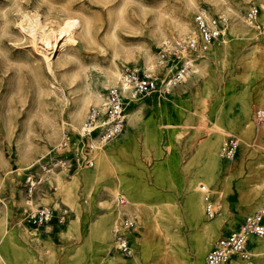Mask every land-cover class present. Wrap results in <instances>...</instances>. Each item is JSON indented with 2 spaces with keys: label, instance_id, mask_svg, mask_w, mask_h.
Listing matches in <instances>:
<instances>
[{
  "label": "rangeland",
  "instance_id": "obj_1",
  "mask_svg": "<svg viewBox=\"0 0 264 264\" xmlns=\"http://www.w3.org/2000/svg\"><path fill=\"white\" fill-rule=\"evenodd\" d=\"M81 1L86 4L91 16L98 19L97 38L102 43V34L106 26L105 8L99 2ZM141 2L146 14L135 17L141 21V26L135 29L116 26V41L133 48H136L138 43L146 44L157 53L158 47L165 38L172 34L181 35L175 30L168 29L166 25L172 14L179 13L181 0H141ZM226 2L240 3L238 7L243 15L251 4L258 7L257 19L260 28L255 29L251 26L250 33L246 34L240 45L244 53L251 50L252 54L242 61L239 60L240 54H232L223 63L220 59L209 56L208 94L204 93L203 78H197L185 85L190 77L188 75L184 81L169 88L168 91L164 90L161 95L158 92L159 87L151 94L139 97L136 104L140 106L137 126L130 129L125 140L118 133L110 142L108 141L112 165L126 166L128 177L134 181L135 187L142 194L139 197L142 199L139 212L142 221L138 222L135 219L133 227L122 229L130 247H134L135 244L134 239L129 238V231H134V236L145 233L148 254L141 259L140 264H162L160 261L158 263L157 258L165 247H167L165 255L173 259H184L191 255L194 243L202 233L205 220L213 222L220 215L215 236L198 263L204 264V254L213 241L225 232L237 228L245 215L264 204L263 199L261 204L250 212L245 205V202L254 196L264 195V126L261 127V124L257 125L254 121L255 110L264 109V57L263 47L259 43V38L263 35L264 15L255 3H246L247 1L243 0H226ZM197 4L207 7L212 13L223 14L214 11L207 1L197 0ZM130 6L137 8L140 4L134 1ZM131 7H128L129 13ZM44 8L45 3L42 0H0V155L12 170L6 174L0 168V206L3 203L7 205L8 226L13 227L11 235H7L0 243V250L7 252L6 254L17 264H108L109 255L120 257L124 264H131L129 254H123L114 248L111 227L107 250L100 247L98 229L103 222L106 221L111 225L114 221L113 201L110 210L105 209L106 196L98 182L89 183L77 178L83 172L93 170L97 166V158L92 165L70 161L76 147L71 143V137L74 139L75 133L67 124L68 110L72 102L71 89L64 79H58L52 85L59 94H66L68 104L64 101L43 103L35 93L29 70L30 62H38L46 69L49 61L56 62L59 58L63 61L67 57L69 62L64 66L76 67V60L73 57L76 55L75 57L84 65L83 71L87 75L89 86L104 94L108 87L104 88L100 85L101 70L92 63L106 64L110 48L104 44H102L103 48L95 44L87 46L83 39L64 30L58 37L64 43L63 48L60 51L57 49L53 54L50 53L48 45L59 22L51 14L43 17L41 12ZM195 10L192 8L189 11L187 20L190 23ZM3 14H5L4 18L8 19L5 31H2L1 23ZM155 15H161L163 24L167 27V35L160 42H156L151 33V28L155 24L153 19ZM225 16L229 21V17ZM27 29L31 32H27ZM218 43L211 44L203 55H209L210 47L217 48ZM131 57L116 59L119 68L125 64L124 66L145 71L140 58ZM252 58L254 59L251 60ZM70 59L73 61L70 62ZM64 66H57L56 69L60 70ZM153 71L158 72V69ZM43 105L48 112H53L54 116L56 114L54 119L59 126L63 121L66 122L61 128L62 131L66 129L69 133L70 142L67 147L59 149L58 144L62 137L58 143L55 142L56 144L46 139L45 131L39 123V111ZM131 106L132 104L127 107V116ZM187 115L189 124L185 126L182 120ZM244 115L246 120L243 121L241 118ZM245 121L249 128L246 132H240L239 128L245 124L243 123ZM28 122L33 124L31 127L34 133V149L25 161L20 162L17 156L16 138L20 130H25ZM174 123H176L175 127ZM125 127L126 125L123 128ZM212 127L224 131L219 150L224 138L230 133L237 137V150L239 142L244 138L252 154L240 170H229L225 175L221 174L211 183L206 184L212 193L215 192L213 195L220 199L221 209L215 217L208 219L204 215L203 202L201 215L195 219L189 213L184 185L187 178L196 177L198 180L195 192L197 196L199 193L202 194L199 186L201 183L204 184L201 171L204 157L200 153L204 140L212 133L209 130ZM259 130L262 133H259ZM237 153L238 151L235 156ZM221 157L224 158L222 155ZM55 176L58 177L59 184ZM68 188L69 192H63ZM27 200L32 204L26 203ZM164 201L171 202L172 211L178 217V220L168 227L169 234L166 238L161 236L165 219L153 218L154 216L151 215L153 207L156 204H163ZM43 205L52 206L55 208V213L66 210L65 218L62 222L53 219L50 223H46L49 225L48 231L45 229L46 224L34 228L25 222L27 226L25 229H28L30 237L28 232L26 230L25 232L22 226L19 228V224L16 223L23 216V208L34 209ZM164 213L169 215L166 210ZM121 217L128 216L123 214ZM146 230H150V233H146ZM177 231L182 234V237L180 236L182 241ZM237 255L246 264L264 263V252L258 255L250 254L249 259ZM184 264L188 263L184 261Z\"/></svg>",
  "mask_w": 264,
  "mask_h": 264
},
{
  "label": "bare ground",
  "instance_id": "obj_2",
  "mask_svg": "<svg viewBox=\"0 0 264 264\" xmlns=\"http://www.w3.org/2000/svg\"><path fill=\"white\" fill-rule=\"evenodd\" d=\"M45 3V8L41 12L43 17L47 15H53L59 22L56 32L53 35V39L48 45V51L50 53H55L57 49L60 51L64 43L61 39H58L59 35L64 31L68 30V33H72L73 36L79 37L83 39V42L87 44H95L100 48H103V45H106L110 48L109 55L107 56L106 64H98L92 63L94 66H98L102 73V79L100 85L104 88L109 87L110 85L118 84L120 78V71L122 67L125 65L123 64L120 68L116 62V59L120 57H131L138 56L140 58L145 71H153L156 68L158 69L159 63L157 59V53H154L151 48L142 43H138L136 48L127 46L120 41H116L115 35V27L118 25L124 26V28H134L141 26V21L137 20L135 17L139 15L146 14L145 8H143V4L141 0H90L94 2H99L105 8L106 14V26L104 28L102 34V43L97 38V31L99 28L98 19L93 18L91 14L88 12L86 4L81 1L76 3L77 0H42ZM138 2L140 6L134 8V6H130L133 2ZM207 1L211 8L214 11H219L224 15L229 17V21L227 27L225 29V34L227 36H223L222 39L219 41L217 48L213 46L209 49V55H200L198 58L194 59L191 63V68L189 72V79L186 80L185 85L192 83L197 78H203L205 87L204 93L208 94L210 91V83H209V76L207 75V62L209 56L212 58L220 59L222 63L227 60V57L232 54H240L239 60L242 61L246 59L252 52L248 51L244 53L241 48V41L246 38V34L250 33L251 25L245 19V15H243L238 7L240 3L231 4L226 2V0H204ZM242 1V0H239ZM247 1L246 3H255L259 6L262 14L264 15V0H243ZM40 4H38L39 6ZM131 7V12L129 13V8ZM200 6L197 4V0H181V8L179 13H174L170 16V19L166 25H168V29L175 30L181 35L189 34L193 31L192 23L188 22L187 17L189 16V11L192 8L198 9ZM38 12V10H35ZM262 15V16H263ZM5 14H3L2 23V31H5V24L7 22V18H4ZM155 24L151 28V33L153 39L156 42H160L162 39L166 37V26L163 24V19L161 15H155L153 17ZM29 24V23H28ZM263 25H264V18H263ZM254 28V27H253ZM167 29V30H168ZM27 32H31L30 29L26 30ZM255 32V31H254ZM263 35L259 38V43L263 47V57H264V28H263ZM258 34V33H257ZM252 35V34H250ZM255 35V34H254ZM256 36V35H255ZM256 39V38H255ZM233 41V42H232ZM248 43V42H247ZM73 57L76 60V67L73 66H64L66 65L69 60L67 57L65 60H57L49 61L46 65V69L42 67V65L38 62H30L29 63V70L31 74V81L35 87V93L37 97L41 98L43 103H61L64 101L68 104V99L66 98V94L58 93L53 82L57 81L58 79H64L66 84L68 85L69 89H71L72 94V102L71 106L68 110V117H69V126L71 130L74 131V139L71 137V143L73 146H79L85 140L82 134V125L84 120L86 119L88 110L90 106H98L103 101V94L98 89H93L89 86L86 76L84 74L83 69L84 65L80 61V59ZM132 58V57H131ZM130 58V59H131ZM252 58L251 60H253ZM73 61L70 59V62ZM220 61V62H221ZM57 66H64L62 69L57 70ZM87 69V68H86ZM172 68L168 69V72L171 71ZM186 89V88H185ZM168 91L166 89H158V92L161 93ZM35 95V96H36ZM61 99V100H60ZM36 100V99H35ZM139 99H134L130 101L132 106L129 108L128 116H127V124L125 128H122L118 133L120 136L123 137L125 140L127 135H129V131L132 128L137 126L139 123V116L138 111L140 106H136L138 104ZM71 101V100H70ZM42 103V104H43ZM55 105V104H54ZM53 105V106H54ZM61 105V104H60ZM52 106V107H53ZM39 107V106H38ZM46 107L43 105L42 109H40L39 114V123L40 126L45 131L46 139L50 143H58L63 135L62 126L66 122L63 121L62 125L56 123L53 112H48ZM53 109V108H52ZM61 109V107H60ZM35 111V110H33ZM37 111V110H36ZM50 111V109H49ZM180 111V110H179ZM32 113V112H31ZM30 113V115H31ZM58 113V112H57ZM186 113V111H185ZM38 114V113H36ZM33 117V114H32ZM36 117V116H35ZM34 117V118H35ZM27 118V117H26ZM29 120V119H28ZM33 120V119H32ZM188 115L182 120L183 125L188 126ZM241 120H246L245 115L241 118ZM31 121V120H29ZM32 123V122H31ZM245 123L239 128L240 132H246L249 128V125ZM35 124V123H34ZM263 124V123H262ZM261 127L264 126V124ZM29 122L26 125L25 130H20L21 132L17 135L16 144L18 149V159L20 162L25 161L31 152L34 149V142H33V130ZM174 127L176 123L173 124ZM39 126V125H38ZM39 126V127H40ZM25 127V126H24ZM35 128V127H34ZM41 128V129H42ZM212 133H210L207 138L204 140V145L201 150V155H203V166L201 168L202 176L204 179V184L211 183V181L221 174H226L229 170L236 169L240 170L243 167L245 161L251 157L252 151L247 147L246 139H241L239 142L238 153L235 157L226 160L221 157L220 150H219V143L223 139L224 131L220 128H210L209 129ZM239 132V133H240ZM117 133V134H118ZM259 133H262L259 130ZM116 134V135H117ZM44 135V133H43ZM115 135V136H116ZM114 136V137H115ZM113 137V138H114ZM111 138L110 140H112ZM110 140H102L99 141L95 138L91 139V151L88 152L92 163H94V159L97 158V166L93 170L85 171L77 178H81L83 181L92 183L98 182L100 189L102 190L103 194H105V202L104 207L107 210L111 208V201H113L114 207V221L111 225L107 224V222H103L98 229L97 236L100 239V247L101 249L107 250V241L110 237V227L111 232L113 230H118L120 226V219L123 214L128 216V220L131 221L134 225V221H142V215L140 212V206L142 199L139 198L142 196L141 191L135 187L134 181L128 177V168L126 166H121L117 164L116 166L112 165L110 159V152L108 148V141ZM47 141V142H48ZM70 142V141H69ZM55 143V144H56ZM69 144V143H68ZM59 145V144H58ZM37 148V147H36ZM16 149V150H17ZM6 161V160H5ZM24 165V164H20ZM0 168L8 174L12 172L10 168L7 166V163L3 161L0 155ZM17 170V169H16ZM55 180L58 182V177H54ZM48 180V179H47ZM198 179L196 177H189L186 180L184 185V189L186 190V197H187V205L189 209V213L191 217L195 219L199 218L201 215V208L203 197L202 194L199 193V196L196 194V181ZM124 184V185H123ZM198 184V183H197ZM200 184V185H201ZM69 192V188L63 190V192ZM121 191H124L121 192ZM121 194L123 197L126 198V202L122 203L118 195ZM264 199V195H257L254 196L251 200L246 201L245 205L247 206V211H252L255 206L260 205L262 200ZM46 201V199H42ZM28 204H32L30 200L25 201ZM116 204V205H115ZM165 210L169 212V215H165ZM23 212V211H22ZM124 212V213H123ZM2 215V216H1ZM148 215V213L146 214ZM151 215L154 216L153 218H164V229L161 236H165L166 238L169 234L168 227L178 220V217L175 212L172 211V205L170 201H164L163 204H156L151 211ZM150 215V216H151ZM8 216H9V209L5 203L0 206V243L5 239L7 235H11L13 227L8 226ZM220 215H218L217 220L210 222L205 220L203 223V230L200 237L194 243L193 251L191 255H188L184 259L180 258H171L165 255L167 251V247L163 248L164 251L162 254L158 255V263L159 261L162 264H184V261L188 264H198L201 260L203 252L211 242V240L215 236L217 222L219 221ZM136 219V220H135ZM157 220V219H156ZM119 221V222H118ZM25 219L21 216V219H18L16 224H19V228L22 226L23 230L25 231L27 226L25 225ZM118 222V223H117ZM157 222V221H156ZM27 223V222H26ZM28 224V223H27ZM45 229L49 230V225H45ZM28 230V229H27ZM26 230V231H27ZM132 230V229H130ZM25 231V232H26ZM128 231V230H127ZM30 236L31 234H29ZM146 233H150V230H146ZM179 234V238L182 241V234L180 231H177ZM129 238H133V242L135 246L130 247V263L131 264H140L141 259L147 256V245H146V235L145 233H141L140 236H134V231L128 233ZM181 236V237H180ZM31 237V236H30ZM126 240L128 241L127 237ZM36 241V240H35ZM132 241V239H131ZM114 243V242H113ZM247 251L250 254H261L264 252V235L256 236L250 235L248 237V245ZM7 252H2L0 250V264H17V262L11 258ZM108 264H124V261L115 255H109L107 258ZM224 264H246V262L241 259L237 254L231 256L227 263ZM251 264V263H250ZM253 264V263H252ZM264 264V263H263Z\"/></svg>",
  "mask_w": 264,
  "mask_h": 264
},
{
  "label": "built area",
  "instance_id": "obj_3",
  "mask_svg": "<svg viewBox=\"0 0 264 264\" xmlns=\"http://www.w3.org/2000/svg\"><path fill=\"white\" fill-rule=\"evenodd\" d=\"M258 14L259 9L253 4L244 12L245 19L255 29L260 28ZM227 24L228 18L225 15L212 13L207 7L200 6L192 16L193 31L191 33L183 36L172 34L158 47V72H145L138 68L123 66L119 83L106 89L103 101L98 106H90L82 125V136L85 141L75 147L70 161L76 164L92 165L88 154L92 148L91 139L95 138L99 142L113 138L126 123L127 107L130 101L147 96L161 86L168 90L184 81L189 75L192 61L203 55L211 44L222 39ZM169 68H172L170 72H168ZM254 121L257 125L264 122L263 108L255 110ZM68 134V130L64 129L58 145L59 149L68 146ZM237 147V137L229 133L220 146V153L226 159L232 158L237 152ZM199 187L204 201V215L211 219L221 209L220 199L213 196L214 193L209 187L203 184ZM118 198L125 203V198L121 194ZM22 214L28 224L37 228L53 219L62 222L66 210L55 213V208L43 205L34 209L23 208ZM133 226L134 224L127 217H123L118 230H113L114 248L123 254H130L131 248L122 229ZM250 235H264V205L245 215L237 228L217 237L204 254V264H224L235 254L249 259L247 244Z\"/></svg>",
  "mask_w": 264,
  "mask_h": 264
},
{
  "label": "crops",
  "instance_id": "obj_4",
  "mask_svg": "<svg viewBox=\"0 0 264 264\" xmlns=\"http://www.w3.org/2000/svg\"><path fill=\"white\" fill-rule=\"evenodd\" d=\"M218 43V42H217ZM214 44V43H213ZM214 194H215V192H214ZM215 198H216V196L215 195H213ZM264 205V204H263ZM50 223V222H49ZM45 225V224H44ZM44 225H42V226H44ZM226 233V232H225ZM248 245V244H247Z\"/></svg>",
  "mask_w": 264,
  "mask_h": 264
}]
</instances>
